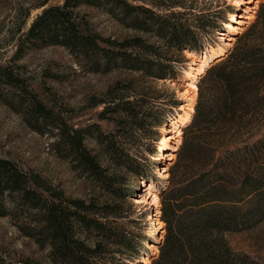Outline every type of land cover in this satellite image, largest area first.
Masks as SVG:
<instances>
[{"label":"trees","instance_id":"trees-1","mask_svg":"<svg viewBox=\"0 0 264 264\" xmlns=\"http://www.w3.org/2000/svg\"><path fill=\"white\" fill-rule=\"evenodd\" d=\"M134 1L141 0H59L48 6L43 2L37 8L45 7L17 37L12 57L0 61V100L21 114L31 130L55 134L56 153L70 159L74 169L117 199L139 187L135 181H150L135 178L125 182L126 178L108 173V167L86 146L85 138L92 136L116 167L131 171L136 163L116 144V135L103 132L96 123H72L77 113L60 103L43 80L39 91L34 89L36 79L16 60L28 47L58 45L94 72L120 65L145 77L165 75L169 59L157 47L139 36L121 40L102 36L79 10L84 5L104 9L135 30L154 32L167 49L200 50L193 27L181 17L191 13V7L179 1L155 0L157 6L169 10L158 14ZM175 7L183 11H173ZM202 26L200 22L196 27ZM209 26L222 30L225 24L211 19ZM52 76L56 75L44 74V78ZM111 94L110 100L90 97V107L104 104L98 119L113 116L110 120L122 126L121 119L114 116L119 112L126 115L128 125L144 128L150 116L145 96L131 92L127 85ZM197 94L179 147L188 162L170 173L171 184L158 196L166 234L151 264H260L233 251L224 234L248 230L264 218V1L227 55L206 68ZM157 122L160 127L162 122ZM154 153L153 146L150 155ZM190 161L208 167L200 171ZM133 172L142 177L137 167ZM117 202L102 205L71 198L39 173L0 158V217L8 216L23 235L46 249L44 264H124L123 255L137 249L123 229L115 230L103 221L109 215L119 216ZM90 235L92 244L87 242ZM108 246L116 247L118 262H109L115 258H108ZM20 262L40 264L30 259ZM0 264L6 263L0 260Z\"/></svg>","mask_w":264,"mask_h":264},{"label":"rangeland","instance_id":"rangeland-1","mask_svg":"<svg viewBox=\"0 0 264 264\" xmlns=\"http://www.w3.org/2000/svg\"><path fill=\"white\" fill-rule=\"evenodd\" d=\"M169 1H173L171 2L173 4L179 1L182 5L192 8L191 13L181 17L188 19L197 41L201 43L200 50L195 51L196 58H187L185 51L191 50L189 48H184L181 51L173 48L167 49L154 32L144 33L135 30L104 9L85 5L79 7L94 30L102 36L118 40L139 36L145 39L146 43L157 47L160 53L169 59L165 75L160 77H145L140 72L129 70L120 65L112 66L106 71L94 72L90 70V65L79 62L80 59L77 60L70 51L58 45L28 47L20 59L16 60L17 63L25 66L29 75H33L36 79L33 85L34 89H40V81L43 80L60 103L77 113L71 120L72 123L77 126L96 123L103 132L116 135V144L128 154L129 160L136 163L135 166H132L131 171H127L121 166L116 167L110 161V156L104 151L103 146L92 136L85 138L86 146L96 155L103 167H108V173L126 178L125 182L128 180L130 182L135 178L149 180L153 185L151 192L157 196H160L161 192L171 184L170 173L174 172L173 170H176L178 165L188 162L187 157L179 151V147L183 139V127L189 122L179 126L178 135V129L171 128L172 124H177L172 121L173 119L177 118L178 120L179 115L186 114L181 108L176 110L177 106L195 107L198 99L197 90L192 93L186 91L188 87L183 78L185 71H188L190 64L199 67L200 62L204 60L203 55L199 57V51L206 50L208 44L216 42L221 44L217 52L208 58L211 61L210 64L226 56L234 46L236 37L253 23L258 8L264 0ZM43 2H46L45 6H48L58 3L59 0H0V61H7L12 57L16 51L17 37L25 31L32 19L45 7L37 8ZM133 3L144 4L158 14L169 12L168 9L165 10V8L157 6L155 0H141ZM172 10L183 11L180 7H175ZM26 12L29 14L24 18ZM231 14L235 15V19L244 14L251 17L240 19L244 22H233V25L238 26V29L216 30L210 28L211 19L216 23L230 22ZM24 21L25 25L23 26ZM200 22H203V26L199 29L196 26ZM18 28L23 29L18 31ZM218 31L225 33L224 36L229 38L225 40L218 38ZM220 48L224 50V54L217 57ZM206 68L193 78L196 86L203 77ZM45 73H52L56 76L44 78ZM123 85H127L131 92L145 96V107H147L150 116L145 120L144 128L140 130H137L134 125H128L129 121L126 115L119 112H116L114 116L121 119L122 126H117L114 120H110L113 116L98 119L97 113L102 111L104 104L90 107V97L94 96L99 99L105 97L110 100L111 93ZM133 99V97L130 98V100ZM175 104L176 107L173 106ZM164 120H167L165 127L171 129V132L166 130L163 133L160 132L157 121H161L163 124ZM170 133L177 136L171 140L172 142L168 143L167 141L165 144L167 146L163 151L158 152V144L162 135ZM56 139L55 134H39L31 130L23 121L21 114L11 110L0 100V158L10 159L24 170L39 173L71 198L85 201L94 200L102 205L118 201L119 216L109 215L103 221H106L115 230L123 229L126 237L137 249L136 253L133 251L123 255L124 264H151L153 259L158 257L159 247L166 234L165 223L162 221L161 203L160 205L150 204L151 192L149 191L147 194L145 190L147 185H142V181H133V184H138L139 187L130 190L123 199L115 198L111 192L106 191L96 181L74 169L70 159L59 156L53 147ZM153 146L155 153L150 155ZM169 153H172L173 156L170 157ZM190 166L196 167L200 171H206L205 169L208 167L191 161ZM136 167L144 178L135 176L133 171ZM125 182L121 181L123 185ZM141 194H147V201L135 203L133 198ZM151 219L159 224L151 225ZM80 237L84 236L81 234ZM87 238V242L92 244L94 237L90 235ZM224 238L233 251L245 253L258 263L264 264V218L248 230L226 232ZM108 247L109 251L107 252H110L107 254L108 258L112 255L115 258L109 262H118L119 256L116 247ZM45 254L46 249H40L33 240L23 235L14 226L12 219L8 216L0 217V260L6 264H22L21 259H30L35 263L44 264Z\"/></svg>","mask_w":264,"mask_h":264},{"label":"bare ground","instance_id":"bare-ground-1","mask_svg":"<svg viewBox=\"0 0 264 264\" xmlns=\"http://www.w3.org/2000/svg\"><path fill=\"white\" fill-rule=\"evenodd\" d=\"M230 17H231V21L230 22H223L224 24H225V26L223 27V29L224 30H229V29H238V26H235V25H233V22H236V21H241V22H244V20H240V19H249L251 16H247V15H239V16H237V19H235L236 17H235V15L234 14H231L230 15ZM249 17V18H248ZM228 32H230V31H228ZM218 33V38H220V39H223V40H225L226 38H229V37H225L224 35H225V33H223V32H221V31H218L217 32ZM231 38V37H230ZM219 45H221L220 43H215V44H208L207 46H206V50H204L203 52H200L199 53V57L201 56V55H203V57H204V60H202L201 62H200V64H199V67L197 68V67H194L192 64H190L189 65V68H188V71H185V73H184V75H183V78H184V80H186L185 81V84L187 85V90L186 91H190V93H192V92H195L196 90H197V86H196V83L194 82V77H196V76H198V74L199 73H201V72H203L204 71V69L207 67V66H210L211 64V61H209L208 60V58L210 57V56H212V55H214L215 54V52H217V50H218V48H219ZM185 53H186V56H187V58H196V54H195V51H191V50H186L185 51ZM203 53V54H202ZM224 54V50L222 49V48H220V50L218 51V53H217V57H219V56H221V55H223ZM196 69V70H195ZM189 97V96H188ZM185 104H187V103H185ZM182 109V110H184L185 111V113L186 114H181V115H179V118H178V120H177V118L176 119H173L172 121L174 122V123H177V124H172L173 126H171V128H173V127H175V128H177L178 129V131H177V135L179 134V126L180 125H182V124H185L186 122L188 123V122H190L191 121V115H192V113H193V107L192 106H177V108H176V110H178V109ZM168 120V119H167ZM166 120V121H167ZM166 121H164V123L160 126V132L161 133H163L165 130L166 131H172L171 129L169 130V129H167L166 127H165V123H166ZM168 135H170V136H168ZM177 135H174V134H172V133H170V134H163L162 135V138L160 139V141H159V144H158V149H157V151L158 152H162L163 151V149H164V147H166L167 145H165L166 143H167V141H168V143L169 142H172L171 140H173ZM174 148V147H173ZM169 156L171 157V156H173V154L172 153H169ZM161 173V172H160ZM142 182V185H144V186H146L147 185V189H145L146 191H147V194H148V192L150 191H152V187H153V185H152V183L151 182H143V180H141ZM146 194V195H147ZM146 195H143V194H141L140 196H138V197H134L133 198V200H134V202L135 203H143V202H146L147 201V199H146ZM150 195L152 196V200H151V205L152 204H156V205H159L158 203H159V201H158V196H157V194H155V193H153V192H151L150 193ZM150 224L151 225H155V224H159L158 222H156V221H153L152 219H151V222H150Z\"/></svg>","mask_w":264,"mask_h":264}]
</instances>
